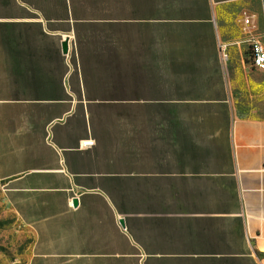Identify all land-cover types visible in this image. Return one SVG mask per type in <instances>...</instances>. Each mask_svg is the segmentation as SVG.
Masks as SVG:
<instances>
[{
    "label": "crops",
    "instance_id": "obj_1",
    "mask_svg": "<svg viewBox=\"0 0 264 264\" xmlns=\"http://www.w3.org/2000/svg\"><path fill=\"white\" fill-rule=\"evenodd\" d=\"M251 37L264 0H0V181L28 264H264Z\"/></svg>",
    "mask_w": 264,
    "mask_h": 264
},
{
    "label": "rangeland",
    "instance_id": "obj_2",
    "mask_svg": "<svg viewBox=\"0 0 264 264\" xmlns=\"http://www.w3.org/2000/svg\"><path fill=\"white\" fill-rule=\"evenodd\" d=\"M253 83L241 91L239 105L264 118V73L250 69ZM34 232L18 217L0 181V264H28L33 252Z\"/></svg>",
    "mask_w": 264,
    "mask_h": 264
},
{
    "label": "built area",
    "instance_id": "obj_3",
    "mask_svg": "<svg viewBox=\"0 0 264 264\" xmlns=\"http://www.w3.org/2000/svg\"><path fill=\"white\" fill-rule=\"evenodd\" d=\"M249 22V19H246ZM249 41L248 65L252 70L264 73V42L256 37H251ZM92 141L85 140V145H90Z\"/></svg>",
    "mask_w": 264,
    "mask_h": 264
},
{
    "label": "trees",
    "instance_id": "obj_4",
    "mask_svg": "<svg viewBox=\"0 0 264 264\" xmlns=\"http://www.w3.org/2000/svg\"><path fill=\"white\" fill-rule=\"evenodd\" d=\"M114 6L115 5H91V9H90V15L92 16L91 19H95V20H100L102 19H115V11H114ZM77 15V13H75ZM95 23H97L94 27L95 31H103L104 27L106 26V23H101L99 21H96ZM109 29H113L114 26L116 25L114 22H109V24H107Z\"/></svg>",
    "mask_w": 264,
    "mask_h": 264
},
{
    "label": "water",
    "instance_id": "obj_5",
    "mask_svg": "<svg viewBox=\"0 0 264 264\" xmlns=\"http://www.w3.org/2000/svg\"><path fill=\"white\" fill-rule=\"evenodd\" d=\"M62 45H63V51L66 53L67 50H68V40H65V41L62 43ZM77 202H78L77 199H75V200H74V205H76ZM120 223H121V225H122L123 227L125 226V222H124V220H121Z\"/></svg>",
    "mask_w": 264,
    "mask_h": 264
}]
</instances>
